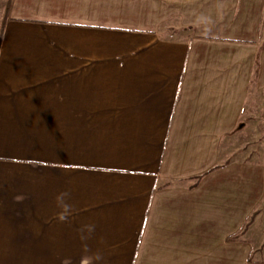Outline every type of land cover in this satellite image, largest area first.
I'll return each instance as SVG.
<instances>
[{"label": "crops", "instance_id": "1", "mask_svg": "<svg viewBox=\"0 0 264 264\" xmlns=\"http://www.w3.org/2000/svg\"><path fill=\"white\" fill-rule=\"evenodd\" d=\"M252 86L264 0H0V264H264Z\"/></svg>", "mask_w": 264, "mask_h": 264}, {"label": "rangeland", "instance_id": "2", "mask_svg": "<svg viewBox=\"0 0 264 264\" xmlns=\"http://www.w3.org/2000/svg\"><path fill=\"white\" fill-rule=\"evenodd\" d=\"M224 146L234 158H245L264 165V90L250 87L239 125ZM248 227L254 239L264 246V198L240 232L243 230L244 233Z\"/></svg>", "mask_w": 264, "mask_h": 264}, {"label": "clouds", "instance_id": "3", "mask_svg": "<svg viewBox=\"0 0 264 264\" xmlns=\"http://www.w3.org/2000/svg\"><path fill=\"white\" fill-rule=\"evenodd\" d=\"M68 195H69L68 192H62V193L58 194V196L56 197L57 205L61 209V211L56 216V219L59 222L66 221L73 211L72 206L66 202ZM16 199L21 200V199H23V197L18 196V197H16ZM88 230H89V232H91L94 230V228L90 226ZM83 252L85 254L81 256L79 264H94V260L101 259V257L98 255L93 256V255L87 254L89 252V249L87 248L86 245L83 248ZM63 264H70V261L65 260L63 262Z\"/></svg>", "mask_w": 264, "mask_h": 264}, {"label": "trees", "instance_id": "4", "mask_svg": "<svg viewBox=\"0 0 264 264\" xmlns=\"http://www.w3.org/2000/svg\"><path fill=\"white\" fill-rule=\"evenodd\" d=\"M243 231V230H242ZM242 231L240 232V234L242 233ZM239 235V234H238ZM238 238V236H235L233 239H237Z\"/></svg>", "mask_w": 264, "mask_h": 264}]
</instances>
